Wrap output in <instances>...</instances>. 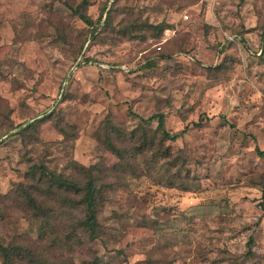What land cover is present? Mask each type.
<instances>
[{
    "label": "rangeland",
    "instance_id": "rangeland-1",
    "mask_svg": "<svg viewBox=\"0 0 264 264\" xmlns=\"http://www.w3.org/2000/svg\"><path fill=\"white\" fill-rule=\"evenodd\" d=\"M82 1L0 0V244L56 264H264V0ZM33 164L97 178L98 237L77 195L45 198L49 222L23 208Z\"/></svg>",
    "mask_w": 264,
    "mask_h": 264
},
{
    "label": "trees",
    "instance_id": "trees-1",
    "mask_svg": "<svg viewBox=\"0 0 264 264\" xmlns=\"http://www.w3.org/2000/svg\"><path fill=\"white\" fill-rule=\"evenodd\" d=\"M88 5V0H83L78 9H82ZM82 19L88 23L93 21L89 16L84 13L78 12ZM156 30V35L160 36L164 29L168 28L166 22H161L159 24L153 25ZM158 121V130L160 131L161 140H176L178 134H172L166 129L165 120L163 114H155L152 116ZM203 120L196 123V126H201ZM187 130V127L184 131ZM111 143V141H110ZM114 151L117 152L119 157L124 158V155L121 151L113 144ZM168 149H166V152ZM260 155H264V150L257 149ZM84 168V167H83ZM88 178L86 183H81L77 179H73L68 175L62 173H56L50 171L45 165H31V168L28 173V178L31 180L30 184L27 185L23 182H19L15 185L12 192L18 197V201L21 203L23 208L32 210L34 217H42L49 222L52 218L51 210H47L45 205V198H51L54 194H57L58 191L63 193H68V195H77L80 197L78 206H81L83 209L84 219L80 224L83 227V230L88 234L89 237H98L99 230V220L97 216V195L100 192L98 187L97 178L91 176L90 172L88 173ZM264 202V188L262 194ZM70 206L71 204L68 203ZM264 210V203H263ZM264 216V211L263 214ZM47 226H41L40 238L47 239ZM52 242L55 241V238H51ZM253 237H250L248 241L249 251L248 254L252 252L251 246L253 244ZM0 259L3 264H56L50 262L45 256L38 254V252L33 248L27 249L26 247L20 244L8 243L0 244Z\"/></svg>",
    "mask_w": 264,
    "mask_h": 264
}]
</instances>
